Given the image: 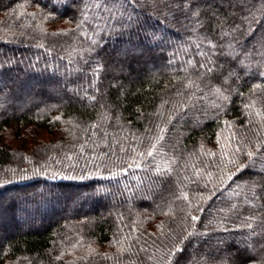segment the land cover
I'll return each mask as SVG.
<instances>
[{"label": "trees", "instance_id": "trees-1", "mask_svg": "<svg viewBox=\"0 0 264 264\" xmlns=\"http://www.w3.org/2000/svg\"><path fill=\"white\" fill-rule=\"evenodd\" d=\"M0 264H264V0H0Z\"/></svg>", "mask_w": 264, "mask_h": 264}, {"label": "snow or ice", "instance_id": "snow-or-ice-1", "mask_svg": "<svg viewBox=\"0 0 264 264\" xmlns=\"http://www.w3.org/2000/svg\"><path fill=\"white\" fill-rule=\"evenodd\" d=\"M213 69L209 68L208 71L211 72ZM150 154V153H149Z\"/></svg>", "mask_w": 264, "mask_h": 264}]
</instances>
